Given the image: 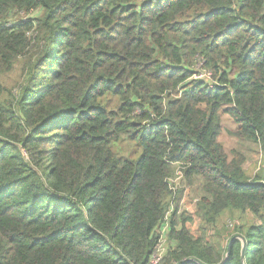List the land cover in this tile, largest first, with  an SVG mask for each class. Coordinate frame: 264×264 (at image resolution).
Wrapping results in <instances>:
<instances>
[{
  "label": "trees",
  "instance_id": "trees-1",
  "mask_svg": "<svg viewBox=\"0 0 264 264\" xmlns=\"http://www.w3.org/2000/svg\"><path fill=\"white\" fill-rule=\"evenodd\" d=\"M221 112L264 159V0H0V264H149L163 226L158 264H264V166ZM224 212L253 222L208 237Z\"/></svg>",
  "mask_w": 264,
  "mask_h": 264
},
{
  "label": "rangeland",
  "instance_id": "rangeland-1",
  "mask_svg": "<svg viewBox=\"0 0 264 264\" xmlns=\"http://www.w3.org/2000/svg\"><path fill=\"white\" fill-rule=\"evenodd\" d=\"M36 14V12H31L27 15H18L17 17H32ZM24 61L25 60L21 59L15 61L12 70L2 76V81L5 83V87L13 91L17 90L19 81L23 76ZM201 73L203 74L202 77H204L205 73ZM220 124L221 132L219 134L218 141L223 145L228 159H241L243 161V169L249 177H254L255 175L261 173L264 166V159L259 145L234 137L232 131L235 130L237 125L230 116L223 112L220 113ZM113 149L117 154H121V156L127 158H135L137 156V149L135 148V145L132 141L125 138L117 142L116 145L113 146ZM179 171L180 168L177 166L175 177L172 179V184L174 186V201L172 202L170 209L172 211V209L175 207V204H177L180 211H185L186 214H191L192 211L190 210V208L191 205L195 204L196 202V196H198L197 188L200 185V181L198 178H195L193 180V183L189 185L184 179L183 173ZM179 191L181 192L179 193ZM170 201L171 198L169 202ZM242 222H253V218L251 215H247L244 216L243 221H241L229 212H224L220 215L215 228L207 230V236L210 238H214V236H216L217 234H220V236H226L230 232L234 231L235 225H239ZM189 226L193 233L199 234L202 231L201 224L196 218L191 224H189ZM163 245L166 247V239Z\"/></svg>",
  "mask_w": 264,
  "mask_h": 264
},
{
  "label": "built area",
  "instance_id": "built-area-1",
  "mask_svg": "<svg viewBox=\"0 0 264 264\" xmlns=\"http://www.w3.org/2000/svg\"><path fill=\"white\" fill-rule=\"evenodd\" d=\"M206 76V74H204ZM198 78H203V74L199 73L197 75H195ZM204 76V77H205ZM167 216V215H166ZM166 220V217H165ZM166 224V223H165ZM165 234H166V226H163L161 228V230L159 231V235H160V239H159V243L157 244V246L155 247L152 256L150 258L149 264H158L161 260L162 255L164 254L165 251V246L163 245L164 241H165Z\"/></svg>",
  "mask_w": 264,
  "mask_h": 264
}]
</instances>
